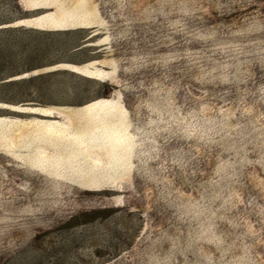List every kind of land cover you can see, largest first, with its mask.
Returning a JSON list of instances; mask_svg holds the SVG:
<instances>
[{
    "label": "rangeland",
    "instance_id": "rangeland-1",
    "mask_svg": "<svg viewBox=\"0 0 264 264\" xmlns=\"http://www.w3.org/2000/svg\"><path fill=\"white\" fill-rule=\"evenodd\" d=\"M23 1L0 264H264V0Z\"/></svg>",
    "mask_w": 264,
    "mask_h": 264
},
{
    "label": "crops",
    "instance_id": "crops-1",
    "mask_svg": "<svg viewBox=\"0 0 264 264\" xmlns=\"http://www.w3.org/2000/svg\"><path fill=\"white\" fill-rule=\"evenodd\" d=\"M19 3H20L21 6H24V5H25V7L27 6L26 2L23 1V0H19ZM29 21L30 20H24V21H22V23L24 25H28L30 23ZM46 25L50 26L49 29H60L59 26H54V25H56L55 23H46ZM28 27L34 28L33 26H28ZM40 29H44V28L41 27ZM10 81H14V80H10ZM5 82H9V80H7ZM104 102H107V100H96V101H93L92 103H90L89 105L80 107L79 109H81V111H84V112H90L93 109L94 110L95 109L96 110H99V109H102V108H109V106L107 104H104ZM42 109H45V108H42ZM38 115L46 116V115H43V114H38ZM0 120H1V122H2L3 125H5L6 123H11V125H12V128H11L12 137H11V139L8 140L6 138L7 136L5 135V131H7V129H4L3 141L5 143L11 144V145L12 144L13 145L14 144H18L19 145V143L21 142V140H20V133H19L20 132V125H21L20 121L21 120L15 119V120H12V121L9 122V120H7V118H5V117L0 118ZM31 126L32 127L35 126L36 127L35 129H37L39 135L45 137V135H46V133H45V128H46L45 125L32 124ZM24 129H25V127H24ZM31 131H34V130H32L31 128H29V134L32 133Z\"/></svg>",
    "mask_w": 264,
    "mask_h": 264
},
{
    "label": "trees",
    "instance_id": "trees-1",
    "mask_svg": "<svg viewBox=\"0 0 264 264\" xmlns=\"http://www.w3.org/2000/svg\"><path fill=\"white\" fill-rule=\"evenodd\" d=\"M14 6L12 10H7L5 13H16L19 15V17L14 18L13 20L9 21V22H0V35L2 34H8V33H20V32H30V33H37V34H43L44 31H39V30H35V29H22V28H18V27H14V25L20 21L26 20L30 18V15L25 12L21 6L18 3V0H13L12 1ZM16 76V75H13ZM13 76H11V78H13ZM10 77H0V83L1 82H5L9 79H11ZM6 83V82H5ZM90 84L92 83V85L94 87H99L102 85L98 84V83H94V82H89ZM105 87V86H104Z\"/></svg>",
    "mask_w": 264,
    "mask_h": 264
}]
</instances>
